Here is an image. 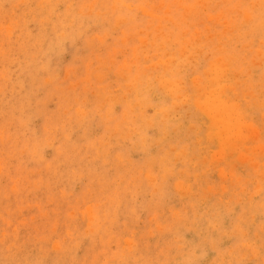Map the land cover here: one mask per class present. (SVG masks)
<instances>
[{
  "label": "rangeland",
  "instance_id": "374dc122",
  "mask_svg": "<svg viewBox=\"0 0 264 264\" xmlns=\"http://www.w3.org/2000/svg\"><path fill=\"white\" fill-rule=\"evenodd\" d=\"M263 1L0 0V264H264Z\"/></svg>",
  "mask_w": 264,
  "mask_h": 264
},
{
  "label": "bare ground",
  "instance_id": "6f19581e",
  "mask_svg": "<svg viewBox=\"0 0 264 264\" xmlns=\"http://www.w3.org/2000/svg\"><path fill=\"white\" fill-rule=\"evenodd\" d=\"M263 2H264V1H263ZM246 17H249V16H246ZM71 20H72V19H71ZM127 24H128V23H127ZM116 30H117V29H116ZM157 31H158V30H157ZM46 33H47V32H46ZM59 33H61V32H59ZM105 33H106V32H105ZM112 33H113V32H112ZM161 33H162V32H161ZM215 35H216V34H215ZM176 36H177V35H176ZM66 37H67V36H66ZM214 37H215V36H214ZM155 38H156V37H155ZM200 39H201V37H200ZM203 39H204V38H203ZM152 40H153V39H152ZM204 40H205V39H204ZM204 40H203V41H204ZM156 41H157V40H156ZM198 42H199V41H198ZM200 42H201V41H200ZM203 43H204V42H203ZM157 44H158V43H157ZM201 44H202V42H201ZM181 45H182V44H181ZM203 45H204V44H203ZM182 46H183V45H182ZM155 47H156V46H155ZM160 47H161V46H160ZM185 47H186V46H185ZM155 49H156V48H155ZM159 49H160V48H159ZM155 51H156V50H155ZM158 51H159V50H158ZM156 52H157V51H156ZM168 53H169V52H168ZM181 53H182V52H181ZM263 53H264V52H263ZM162 54H163V52H162ZM169 54H170V53H169ZM261 54H262V52H261ZM230 56H231V55H230ZM259 56H261V55H259ZM169 58H170V57H169ZM226 58H227V57H226ZM181 59H183V58H181ZM181 59H180V60H181ZM231 59H233V58H231ZM150 60H152V59H150ZM161 60H162V59H161ZM163 60H164V59H163ZM223 60H224V59H223ZM155 61H156V60H155ZM169 61H170V60H169ZM224 61H225V60H224ZM183 62H184V61H183ZM218 62H219V61H218ZM164 63H165V62H164ZM164 63H163V65H164ZM166 63H168V62H166ZM175 63H176V61H175ZM178 63H179V62H178ZM178 63H177V65H178ZM223 63H227V62H223ZM140 64H141V63H140ZM156 64L158 65L157 62H156ZM160 64H161V63H160ZM169 64H171V63H169ZM173 64H174V63H173ZM138 65H139V64H138ZM151 65H152V63H151ZM151 65H150V66H151ZM154 65H155V64H154ZM154 65H153V66H154ZM170 66H171V65H170ZM174 66H175V65H174ZM181 66H182V65H181ZM148 67H149V66H148ZM155 67H156V65H155ZM168 67H169V66H168ZM171 67H172V66H171ZM179 68H180V67H179ZM158 69H159V68H158ZM158 69H157V70H158ZM169 69H170V68H169ZM173 69H176V67L172 68V70H173ZM181 69H184V68H181ZM140 70H141V69H140ZM148 70H149V69H148ZM184 70H185V69H184ZM141 71H142V70H141ZM155 71H156V70H155ZM155 71H154V72H155ZM170 71H171V70H170ZM178 71H179V70H178ZM145 72H146V71H145ZM149 72H150V70H149ZM149 72H148V73H149ZM163 72H164V74H165V71H163ZM180 72H181V74H183L182 71H180ZM183 72H184V71H183ZM137 73H138V72H137ZM169 73H170V72H169ZM159 74H160V73H159ZM164 74H163V76H164ZM176 74H177V72H176ZM178 74H179V72H178ZM153 75H154V74H153ZM165 75H167V74H165ZM172 75H173V74H172ZM172 75H171V77H172ZM175 76H176V75H175ZM179 76H180V75H179ZM132 77H133V76H132ZM134 77L136 78V76H134ZM151 77H152V76H151ZM153 77H154V76H153ZM167 77H168V76H167ZM171 77H170V78H171ZM176 77H177V76H176ZM172 78H173V77H172ZM172 78H171V82H172ZM179 78H181V76H180ZM144 79H145V78H144ZM163 79H164V78H163ZM168 79H169V78H168ZM153 80H155V79H152V81H153ZM161 80H162V79H161ZM180 80H181V79H180ZM207 82H208V80H207ZM145 83H147V82H145ZM210 83H212V82H210ZM133 84H134V83H133ZM13 85H14V84H13ZM16 85H17V84H15V86H16ZM181 85H182V84H181ZM257 85H258V84H257ZM15 86H14V87H15ZM144 86H145V85H144ZM146 86H147V84H146ZM10 87H11V86H10ZM153 88H154V87H153ZM153 88H152V89H153ZM174 88H175V87H174ZM197 88H198V87H197ZM16 89H17V88H16ZM154 89H155V88H154ZM179 89H180V88H179ZM202 89H203V88H202ZM210 89H211V88H210ZM181 90H182V89H181ZM187 90H188V89H187ZM187 90H186V91H187ZM203 90H204V89H203ZM220 90H221V89H220ZM153 91H154V90H153ZM155 91H156V90H155ZM179 91H180V90H179ZM182 91H184V90H182ZM211 91H212V90H211ZM222 91H223V88H222ZM215 92H216V91H215ZM259 92H260V91H259ZM144 93H145V92H144ZM149 93H150V92H149ZM149 93H148V94H149ZM162 93H163V92H162ZM184 93H185V92H184ZM184 93H183V94H184ZM187 93H188V91H187ZM198 93H199V92H198ZM237 93H238V91H237ZM251 93L253 94V92H251ZM132 94H133V93H132ZM154 94H155V93H154ZM179 94H180V92H179ZM191 94H192V92H191ZM241 94H242V93H241ZM246 94H247V93H246ZM252 94H251V95H252ZM128 95H129V94H128ZM128 95H127V96H128ZM145 95H146V93H145ZM155 95H157V94H155ZM162 95H163V94H162ZM188 95H189V94H188ZM259 95H260V94H259ZM16 96H17V95H16ZM159 96H160V95H159ZM169 96H170V95H169ZM174 96H175V95H174ZM219 96H220V95H219ZM237 96H238V95H237ZM243 96H245V95H243ZM246 96H247V95H246ZM2 97H3V96H2ZM130 97H131V95H130ZM191 97H192V96H191ZM258 97H260V96H258ZM16 98H17V97H16ZM132 98H133V97H132ZM152 98H153V97H152ZM157 98H158V97H157ZM157 98H156V99H157ZM163 98H164V97H163ZM165 98H167V97H165ZM168 98H169V97H168ZM253 98H254V97H253ZM255 98H256V97H255ZM8 99H9V98H8ZM145 99H146V98H145ZM169 99H170V98H169ZM192 99H193V98H191V101H192ZM200 99H201V97H200ZM218 99H219V98H218ZM116 100H117V99H116ZM143 100H144V99H143ZM177 100H178V99H177ZM177 100H175V101H177ZM146 101H149V100H146ZM159 101H161V99H160ZM175 101H173V102H175ZM178 101H180V100H178ZM196 101H197V100H196ZM214 101H215V100H214ZM217 101H218V100H217ZM253 101H255V100H253ZM259 101H260V100H259ZM232 102H233V101H232ZM146 103H147V102H146ZM207 103H208V101H207ZM207 103H206V105H207ZM230 103H231V101H230ZM194 104H195V103H194ZM194 104H193V105H194ZM212 104H214V103L212 102ZM212 104H211V105H212ZM224 104H225V103H224ZM259 104L261 105L262 103H259ZM121 105H122V104H121ZM131 105H132V104H131ZM151 105H152V104H151ZM153 105H156V104H153ZM153 105H152V106H153ZM180 105H181V104H180ZM203 105H205V104H203ZM203 105H202V106H203ZM229 105H230V104H229ZM231 105H232V104H231ZM248 105H249V104H248ZM251 105H252V104H251ZM260 105H259V106H260ZM144 106H145V105H144ZM147 106H148V104H147ZM197 106H198V105H197ZM199 106H200V105H199ZM215 106H216V107L211 108V109H214L215 112H217L218 114H220V116H221V117H220V118H221V122H222V124L225 125V131H227V132H231V131H235V130L237 131L238 126H237L236 123H235V119L232 120V119H233L232 115H231L230 113H226L227 110L223 107L222 104H215ZM156 107H157V106H156ZM158 107H159V106H158ZM170 107H171V106H170ZM178 107H179V106H178ZM251 107H252V106H251ZM133 108H135V107H133ZM138 108H139V107H138ZM143 108H144V107H143ZM166 108H167V107H166ZM196 108H197V107H196ZM204 108H205V107H204ZM259 108H260V107H259ZM155 109H156V108H155ZM157 109H159V108H157ZM176 109H178V108L176 107ZM202 109H203V108H202ZM134 110H136V109H134ZM168 110H169V108H168ZM170 110H171V112H172L174 109H170ZM179 110H180V109H179ZM208 110H209V108H208ZM124 111H125V110H124ZM186 111H187V110H186ZM197 111H198V110H197ZM211 111H212V110H211ZM133 112H134V111H133ZM141 112H142V111H141ZM145 112H146V110H145ZM152 112H153V111H152ZM167 112H168V111H167ZM175 112H176V111H175ZM146 113H147V112H146ZM173 113H174V112H173ZM176 113H177V112H176ZM184 113H185V112H184ZM200 113H201V112H200ZM157 114H158V113H157ZM169 114H170V113H169ZM202 114H203V113H202ZM204 114H205V113H204ZM262 114H263V113H262ZM125 115H126V114H125ZM143 115H144V114H143ZM154 115H155V112H154ZM154 115H153V116H154ZM170 115H172V114H170ZM185 115H188V114H185ZM148 116H149V115H148ZM148 116H147V117H148ZM151 116H152V115H151ZM153 116H152V117H153ZM155 116H156V115H155ZM158 116H159V115H158ZM165 116H166V115H165ZM218 116H219V115H218ZM108 117H109V115H108ZM147 117H145V118L147 119ZM162 117H163V115H162ZM166 117H167V116H166ZM166 117H165V118H166ZM179 117H180V116H179ZM106 118H107V117H106ZM121 118H122V117H121ZM153 118H154V117H153ZM156 118H157V116H156ZM156 118H155V120H156ZM160 118H161V116H160ZM165 118H164V120H162V121H165V120H166ZM175 118H177V117H175ZM186 118H187V116H186ZM118 119H119V118H118ZM133 119H134V118H133ZM142 119H144V116H143ZM150 119H152V118H150ZM167 119H168V118H167ZM181 119H182V118H181ZM113 120H114V119H113ZM138 120H139V119H138ZM171 120H172V119H171ZM175 120H176V119H175ZM185 120H186V119H185ZM217 120H220V119H217ZM158 121H159V120L157 119V122H158ZM162 121H161V122H162ZM169 121H170V120H169ZM172 121H173V120H172ZM236 121H237V120H236ZM144 122H145V121H144ZM157 122H155V123H157ZM167 122H168V120H167ZM185 122H186V121H185ZM200 122H201V121H200ZM149 123H150V122H149ZM155 123L153 122V124H155ZM158 123H159V122H158ZM163 123H164V122H163ZM180 123H181V122H180ZM209 123H210V122H209ZM118 124H119V123H118ZM138 124H140V123H138ZM159 124H160V123H159ZM164 124H166V123H164ZM177 124H178V123H177ZM201 124H202V122H201ZM219 124H220V123H219ZM222 124H220V125H222ZM81 125H82V124H81ZM127 125H128V123H127ZM146 125H147V124H146ZM146 125H145V126H146ZM160 125H162V123H161ZM171 125H172V124H171ZM224 125H222V126H224ZM122 126H123V124H122ZM122 126H121V127H122ZM162 126L164 127L165 125H162ZM206 126H209V125H206ZM218 126H219V125H218ZM163 127L161 128V130L163 129ZM169 127H170V126H169ZM202 127H203V126H202ZM212 127H214V126H212ZM129 128H130V127H129ZM131 128H132V127H131ZM131 128H130V129H131ZM152 128H154V127H152ZM152 128H151V129H152ZM176 128H177V126H176ZM179 128H181V126H178V129H179ZM203 128H204V127H203ZM215 128H216V127H215ZM217 128H218V127H217ZM217 128H216V129H217ZM239 128H240V127H239ZM239 128H238V130H239ZM241 128H242V127H241ZM123 129L125 130L126 128H123ZM146 129H147V128H146ZM148 129H149V128H148ZM156 129H157V128H156ZM173 129H174V128H173ZM144 130H145V129H144ZM158 130H159V129H158ZM164 130H165V128H164ZM166 130H167V129H166ZM176 130H177V129H176ZM200 130H201V129H200ZM210 130H211V129H210ZM212 130H213V128H212ZM240 130H241V129H240ZM242 130H244V129H242ZM125 131H127V129H126ZM125 131H124V132H125ZM214 131H215V130H214ZM221 131H222V130H221ZM221 131H220V132H221ZM143 132H144V131H143ZM172 132H173V131H172ZM172 132H171V133H172ZM191 132H193V131H191ZM195 132H196V130H195ZM216 132H217V131H216ZM222 132H223V131H222ZM135 133H136V132H135ZM140 133H141V132H140ZM205 133H206V132H205ZM207 133H208V132H207ZM224 133H226V132H224ZM113 134H114V132H113ZM117 134H119V133L117 132ZM137 134H138V133H137ZM141 134H142V133H141ZM166 134H167V133H166ZM168 134H169V133H168ZM178 134H180V132H179ZM234 134H235V133H234ZM114 135H115V134H114ZM129 135H130V134H129ZM164 135H165V134H164ZM164 135H163V136H164ZM221 135H223V134H221ZM118 136H119V135H118ZM134 136H135V135H134ZM143 136H144V135H143ZM167 136H169V135H167ZM170 136H171V135H170ZM170 136H169V137H170ZM192 136H193V135H192ZM205 136H206V135H205ZM223 136H225V135H223ZM113 137H116V136H113ZM119 137H120V136H119ZM131 137H132V136H131ZM137 137H141V136H137ZM156 137H157V136H156ZM164 137H166V135H165ZM169 137H166V138L168 139ZM216 137H218V136H216ZM226 137H228V136H226ZM231 137H232V136H231ZM234 137L236 138V136H234ZM141 138H142V137H141ZM144 138H146V137H144ZM175 138H176V137H175ZM175 138H174V139H175ZM133 139H134V138H133ZM139 139H140V138H139ZM142 139H143V138H142ZM142 139H141V140H142ZM148 139H149V138H148ZM174 139H173V140H174ZM176 139H177V138H176ZM220 139H221V138H220ZM116 140H117V139H116ZM126 140H128V139H126ZM144 140H145V139H144ZM144 140H143V142H144ZM146 140H147V139H146ZM146 140H145V141H146ZM164 140H165V139H164ZM227 140H228V139H227ZM227 140H226V141H227ZM232 140H234V139H232ZM213 141H214V139H213ZM121 142H122V141H121ZM160 142H161V141H160ZM184 142H185V141H184ZM245 142H247V141H245ZM245 142H244V143H245ZM100 143H101V142H100ZM125 143H126V142H125ZM137 143H138V142H137ZM151 143H152V142H151ZM205 143H206V142H205ZM205 143H204V144H205ZM107 144H108V143H107ZM130 144H131V143H130ZM130 144H129V145H130ZM145 144H146V143H145ZM145 144H144V145H145ZM148 144H150V142H149ZM158 144H159V143H158ZM233 144H235V143H233ZM176 145H177V144H176ZM197 145H198V144H197ZM218 145H219V144H218ZM226 145H227V144H226ZM142 146H143V143H142ZM163 146H164V145H163ZM173 146H175V145H173ZM202 146H203V145H202ZM224 146H225V145H224ZM144 147H145V146H144ZM148 147H149V146H148ZM154 147H155V146H154ZM200 147H201V146H200ZM245 147H246V146H245ZM249 147H250V146H249ZM249 147H248V148H249ZM160 148H162V147H160ZM170 148H171L170 150L173 149V147H170ZM174 148H175V147H174ZM185 148H186V147H185ZM198 148H199V147H198ZM216 148H217V146H216ZM218 148H219V147H218ZM224 148H225V147H224ZM106 149H107V148H106ZM246 149H247V148H246ZM253 149H254V148H253ZM91 150H92V149H91ZM103 150H104V149H103ZM175 150H176V148H175ZM192 150H194V149H192ZM192 150H191V151H192ZM211 150H212V149H211ZM144 151H145V150H143V153H144ZM159 151H160V150H159ZM173 151H174V150H173ZM173 151H172V152H173ZM246 151H248V149H247ZM246 151H244V152H246ZM96 152H97V151H96ZM166 152H167V151H166ZM166 152H165V153H166ZM244 152H243V153H244ZM90 153H91V152H90ZM167 153H168V152H167ZM199 153H200V150H199ZM199 153H197V154H199ZM249 153H250V152H249ZM96 154L98 155V153H96ZM107 154H108V153H107ZM183 154H184V153H183ZM183 154H182V155H183ZM237 154H238V153H237ZM237 154H235V155H237ZM245 154H246V153H245ZM84 155H85V154H84ZM109 155H110V154H109ZM133 155H134V153H133ZM146 155H147V153H146ZM182 155H181V156H182ZM186 155H187V154H186ZM229 155H230V154H229ZM243 155H244V154H243ZM90 156H91V155H90ZM118 156H119V155H118ZM166 156H169V155L166 154ZM173 156H174V155H173ZM193 156H194V155H193ZM193 156H192V157H193ZM199 156H200V155H199ZM96 157H98V156H96ZM183 157H184V156H183ZM124 158H125V157H124ZM154 158H155V157H154ZM171 158H172V157L170 156V159H171ZM173 158H175V157H173ZM177 158H178V156H177ZM180 158H181V157H180ZM195 158H196V157H195ZM233 158H234V157H233ZM152 159H153V158H152ZM161 159H162V158H161ZM161 159H160V160H161ZM163 159H164V158H163ZM175 159H176V158H175ZM175 159H174V160H175ZM182 159H183V158H182ZM96 160H97V159H96ZM121 160H122V159H121ZM125 160H126V159H125ZM125 160H124V161H125ZM157 160H158V159H157ZM180 160H181V159H180ZM192 160H193V159H192ZM84 161H85V160H84ZM127 161H128V159H127ZM163 161H164V160H163ZM168 161H169V160H168ZM168 161H167V162H168ZM185 161H186V160H185ZM194 161H195V160H194ZM94 162H95V161H94ZM158 162H159V161H158ZM175 162H176V160H175ZM175 162H174V163H175ZM118 163H119V162H118ZM156 163H157V162H156ZM156 163H155V164H156ZM194 163H195V162H194ZM204 163H205V162H204ZM225 163H226V162H225ZM248 163H251V162L248 161ZM121 164H122V163H121ZM130 164H131V163H130ZM142 164H143V163H142ZM144 164H145V163H144ZM161 164H162V163H161ZM165 164H167V163H165ZM165 164H164V166H165ZM122 165H123V164H122ZM133 165H134V164H133ZM149 165H150V164H149ZM149 165H147V166H149ZM159 165H160V164H159ZM190 165H191V164H190ZM226 165H227V164H226ZM254 165H255V164H254ZM118 166H120V165H118ZM153 166H154V165H153ZM173 166H174V164H173ZM173 166H172V167H173ZM252 166H253V165H252ZM142 167L145 168V165L142 166ZM154 167H155V166H154ZM156 167H157V166H156ZM151 168H152V167H151ZM163 168H165V167H163ZM168 168H169V167H168ZM128 169H129V168H128ZM128 169H127V170H128ZM131 169H132V168H131ZM159 169H160V166H159ZM124 170H126V169H124ZM127 170H126V171H127ZM135 170H136V169H135ZM140 170H141V169H140ZM160 170H162V169H160ZM165 170H166V169H165ZM132 171H133V170H132ZM137 171H138V170H137ZM147 171H148V169H147ZM152 171H153V170H152ZM166 171H167V170H166ZM138 172H139V171H138ZM138 172H137V173H138ZM170 172H171V171H170ZM170 172H169V173H170ZM133 173H135V171H134ZM150 173H151V172H150ZM150 173H149V174H150ZM157 173H158V172H157ZM167 173H168V172H167ZM169 173H168V174H169ZM163 174H164V173H163ZM165 174H166V173H165ZM171 174H172V173H171ZM137 175H138V174H137ZM137 175H136V176H137ZM150 175H151V174H150ZM169 175H170V174H169ZM172 175H174V174H172ZM201 175H202V174H201ZM201 175H200V176H201ZM119 176H120V175H119ZM119 176H118V177H119ZM126 176H127V175H126ZM136 176H135V177H136ZM170 176H171V175H170ZM189 176H190V175H189ZM133 178H134V177H133ZM139 178H140V177H139ZM148 178H149V177H148ZM145 179H146V178H145ZM162 180H164V179L162 178ZM240 180H241V179H240ZM129 181H130V180H129ZM134 181H135V180H134ZM160 181H161V179H160ZM169 181H170V180H169ZM238 181H239V180H238ZM126 182H127V181H126ZM148 182H149V181H148ZM150 182H151V180H150ZM155 182H156V180H155ZM151 183H153V182H151ZM174 183H175V182H174ZM230 183H231V182H230ZM223 184H224V183H223ZM233 184H234V183H233ZM152 185H153V184H152ZM230 185H231V184H230ZM234 185H235V184H234ZM228 186H229V185H228ZM182 187H183V186H182ZM138 188H139V187H138ZM186 188H187V187H186ZM259 188H261V186H259ZM134 189H135V187H134ZM179 189L181 190L180 186H179ZM131 190H132V188H131ZM153 190H155V188H154ZM157 190H159V189H157ZM174 190H175V189H174ZM174 190H173V191H174ZM184 190H186V189H184ZM184 190H183V191H184ZM242 190H243V189H242ZM260 190H261V189H260ZM133 191H134V190H133ZM149 191H150V190H149ZM155 192H156V191H155ZM159 192H161V191H159ZM255 192H256V191H255ZM130 193H132V192H130ZM176 193H177V192H176ZM116 194H117V193H116ZM133 194H134V193H133ZM181 194H182V193H181ZM214 194H215V193H214ZM119 195H120V194H119ZM131 195H132V194H131ZM158 195H159V193H158ZM190 195H191V194H190ZM235 195H236V193H235ZM254 195H255V194H254ZM179 196H181V195H179ZM251 196H253V195H251ZM123 197H124V196H123ZM125 197H126V196H125ZM131 197H132V196H131ZM182 197H183V196H182ZM116 198H117V197H116ZM184 198H185V197H184ZM237 198H238V197H237ZM237 198H235V200H236ZM113 199H114V198H113ZM125 199H126V198H125ZM154 199H155V198H154ZM200 199H201V198H200ZM220 199H221V198H220ZM238 199H239V198H238ZM123 200H124V199H123ZM155 200H156V199H155ZM204 200H205V199H204ZM239 200H241V199H239ZM119 201H120V200H119ZM233 201H234V200H233ZM237 201H238V200H237ZM121 202H122V201H121ZM238 202H239V201H238ZM118 203H119V202H118ZM236 203H237V202H236ZM245 203H246V202H245ZM110 205H111V204H110ZM124 205H125V204H124ZM119 206H120V205H119ZM260 206H261V204H260ZM262 206H263V205H262ZM123 207H124V206H123ZM147 207H148V206H147ZM127 208H128V207H127ZM127 208H126V209H127ZM120 209H121V208H120ZM126 209H124L125 212H127ZM209 209H210V208H209ZM127 210H128V209H127ZM130 210H131V209H130ZM132 211H133V210H132ZM172 215H173V213H172ZM178 215H179V214H178ZM179 217H180V216H179ZM175 219H176V218H175ZM180 219H182V216H181ZM177 220H179V219H177ZM177 220H176V221H177ZM250 225H251V224H250ZM168 228H169V227H168ZM237 230H240V229L238 228ZM170 232H171V231H170ZM199 233H200V232H199ZM240 234H241V233H240ZM244 234H245V233H244ZM222 235H223V234H222ZM229 239H230V238H229ZM227 240H228V239H227ZM185 241H186V240H185ZM182 246H183V245H182ZM180 247H181V246H180ZM178 249H179V248H178ZM11 259H12V258H11ZM46 260H47V259H46ZM7 261H8V260H7ZM47 263H48V262H47ZM70 263H71V262H70ZM133 264H134V263H133Z\"/></svg>",
  "mask_w": 264,
  "mask_h": 264
}]
</instances>
